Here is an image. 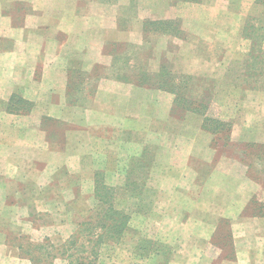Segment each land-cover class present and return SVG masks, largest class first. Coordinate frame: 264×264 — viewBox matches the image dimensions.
Returning <instances> with one entry per match:
<instances>
[{
	"label": "crops",
	"instance_id": "obj_1",
	"mask_svg": "<svg viewBox=\"0 0 264 264\" xmlns=\"http://www.w3.org/2000/svg\"><path fill=\"white\" fill-rule=\"evenodd\" d=\"M87 1L89 3L85 5ZM209 2L206 12L216 14L218 19L221 15L230 13L238 17L237 13L243 9L242 3L233 10L229 8V2L226 5L222 0ZM90 5V0H0V201L2 195L6 198L9 196L14 201L11 207H15L18 206L19 199L25 197L28 207L35 206V202L26 196L31 188L44 193L52 186L56 187L54 175L62 168L81 169V165H84V148L98 139L94 131L98 124H107L108 141L124 142L125 148L130 150L133 142H143V137L135 138L136 134L131 133L134 128L141 135L146 131L145 127L157 126L160 127L158 130L150 131L155 134L150 141L162 143L168 136L176 142L180 138H188V141L198 144L207 141L205 152L200 151L195 162L188 161L187 168L195 171L199 165H207V212L215 210L219 215L209 221L228 220L235 230V261L222 258L218 263L221 258L216 256V260L207 252V257H200L198 260L195 258L197 264H264V256L252 249L244 232L239 233L246 227V223L249 226L257 221L264 222V213L249 212L251 205L264 206V187L259 183L249 186L243 180L242 173L228 171L229 166H237L243 172L245 164L241 160L247 156L246 153L237 152L235 157L224 156L219 161L217 152L212 147L214 136L204 130L202 117L196 112L187 114L184 119L174 114L179 107V91L175 86L161 88L158 81L155 87L154 83L148 84L150 76L146 64L143 68L140 66L136 73L121 67L117 69V65L112 68L108 66L110 73L102 75L100 68L105 64L103 62H130L131 54L126 48L136 45L131 41L133 26L122 28L120 22L101 24L94 21L95 18L89 14L92 13ZM167 19L166 17L165 20ZM223 24L219 20L213 22L211 28L204 24L200 26L203 31L208 29L205 30V36L216 42L219 39L215 35L226 29ZM141 26L140 34L144 36L147 25L144 23ZM240 27L236 28L237 34L240 30L242 33L243 25ZM213 29L217 32L212 33ZM187 30L190 33L191 28ZM199 33L196 30L192 35ZM143 39L145 43L141 46L146 47L147 38ZM235 39L231 43L234 51L241 46L243 37ZM222 42L225 45L226 41ZM225 51L227 52L221 56H212L210 53L207 59L194 55L193 59L197 62L207 61V74L198 72L191 76L193 79L206 77L207 90L204 89L202 95L192 102V107L205 104L203 101L209 95L206 101L208 109L215 107L221 111V120L233 125L235 140L264 142V85L244 86V74L241 71L243 56H233L226 47ZM135 61L142 60L139 57ZM234 68H237L236 72ZM160 75L157 73L156 77L160 78ZM251 75L252 73L249 77H253ZM89 79L90 83L87 81ZM18 99L24 103L16 104ZM205 107L203 105L200 110H208ZM247 107L252 110L250 117L245 116ZM51 118L64 125L74 126L67 130L65 144L60 143V150L55 151L54 155L51 153L49 140L46 139V132L40 128L43 121ZM169 126L185 127L184 132L165 135ZM245 126L259 128H255L257 130H253L251 137H248L249 134L244 132ZM145 141H148L147 137ZM135 147L138 148V145ZM174 147L171 155L177 158L179 152ZM263 157L261 152L257 159L261 161L260 158ZM21 159L25 162L22 163ZM127 159L132 158L129 156ZM162 159L163 156L156 157L151 169L152 175L155 172L160 174ZM37 163L40 164L39 167L35 166ZM91 164L95 172L94 162ZM35 177H38L37 183ZM157 177L159 183L156 185L150 182V185L163 190V177ZM30 180L33 182L30 183ZM127 184L118 189L126 190ZM87 189H91L94 194L93 181L89 182ZM28 215L29 219L24 220H39ZM134 221L147 223L148 219L141 215L133 217L131 222ZM155 221L159 224L162 220ZM71 222L64 219L60 224L53 223L52 227L46 228V236L59 235L65 238L72 226ZM140 232H144L143 228ZM0 239H3L0 244L5 245L2 233ZM15 248L18 249L13 247ZM193 250V254L198 253L197 246ZM12 252L15 255L17 253L11 250V256L15 258ZM9 253L6 251V255ZM251 253L263 257V261L253 263L248 259L245 262V254Z\"/></svg>",
	"mask_w": 264,
	"mask_h": 264
},
{
	"label": "rangeland",
	"instance_id": "obj_2",
	"mask_svg": "<svg viewBox=\"0 0 264 264\" xmlns=\"http://www.w3.org/2000/svg\"><path fill=\"white\" fill-rule=\"evenodd\" d=\"M209 1L211 0H90L92 13L89 14L95 18L94 21L101 24L120 22L122 28L133 26L131 41L136 44L126 48L131 54L130 62H103L105 64L101 65L100 73L108 75L110 73L108 66L112 68L114 65H117V69L121 67L136 73L140 66L143 68L146 64L150 76L147 79L148 84L154 83V87L159 80V76L156 77L157 73L168 75L165 78L169 85L168 88L171 85L175 86L180 94L179 107L174 111V114L182 119L193 112L187 109L190 106L189 103H192L190 101L198 99L202 95V91L207 90L206 77L193 79L191 76L198 72L207 74V61H204L206 63L197 62L193 59L194 55L197 56L198 54L205 59L210 53L212 56H221L227 52L225 51L226 47L233 56L240 54L243 56L241 71L244 74V86L264 85L263 77L249 78L252 71L247 68V65L251 64L249 55L252 53L259 56L260 62L257 63V67L259 66L257 72L261 73L260 70L264 67V31L262 30L264 28V0H222L224 5L229 2V8H233V10L237 9L236 5L242 3L243 9L237 13L238 17L230 13L221 15L220 19L216 14L211 15L212 12H206ZM88 3L89 1L85 2V5ZM166 17L167 20H165ZM219 20L224 23L226 29L218 32L215 36L219 40L226 41L225 45L219 40L216 41L217 43L209 40L205 36V30L208 29L203 31L202 26H200V24H204L205 27L208 25L211 28L213 22ZM160 22L168 23L154 25V23ZM144 23L147 25V33L141 36V24ZM241 25L246 26V31L244 30L243 34V30L242 33L240 30L237 34L236 28L239 27L240 29ZM189 27L191 28L190 33L187 30ZM196 30L200 32L199 35L193 36L192 34ZM211 31L212 33L217 32L216 29ZM239 36L243 37V42L239 49L234 51L231 43L236 40L235 38L239 39ZM143 38H147L146 47L141 46L145 43ZM139 45L141 46L140 49ZM139 57L142 61H135ZM124 64L125 66H123ZM233 70L236 72L237 68ZM90 80H87L88 83ZM206 101L207 99L203 101L205 102L203 105L207 107ZM247 108L245 116L250 117L252 110L251 107ZM198 114L204 123L205 117L217 121L216 124L214 121L205 124H207L208 129L216 132V135H213L212 147L216 150L219 161L224 156L233 158L237 152L246 153L247 156L244 157L243 161L241 160L245 164L244 171L238 170L237 166H229L228 171L242 173L243 180L249 186L259 183L264 187V157L260 158L261 161L257 159L259 153L262 152L264 155V142H238L235 140L233 136L236 134L233 131V125L231 124V129L227 125H219L220 121L225 122V124L230 122L221 120V111L215 107L212 110H201ZM42 125L40 128L46 132V139L49 140V147L52 155H54L55 151L60 150V145L65 144L67 130L74 126L64 125L63 122L52 118L43 121ZM159 128L157 126L145 127L146 131L141 135L137 132V128H134L131 133L136 134L135 138L143 137V142H133L130 150L125 148L124 142L108 141L107 132L109 128L107 124H98L94 130L98 139L84 148V165H81V169L62 168L54 175L56 187L52 186L44 193H38L36 189L31 188L26 196H29L30 201L35 202V206L28 207L26 198L21 197L18 206L11 207L14 203L13 198L9 196L6 198L2 195L0 201V233L4 235L5 245L0 244V264H42L38 261L32 263L29 260L30 256L25 254L26 251H29L31 255L38 253L37 257H41L39 251L30 248L29 244L46 243L45 240L48 238L60 245V240H67L75 232L77 223L88 218L95 209L97 205L95 191L94 194L91 193L92 190L87 189V185L93 181L96 188V181L99 177L102 185L115 189L117 196L115 207L125 213L129 222L128 230L125 232L126 237L124 234L118 244L109 243L101 247L97 264H188L192 262L197 264L198 258L207 257V252L212 254L216 260H218L216 256L221 258L218 263L222 258L227 261H235L237 256L233 224L228 220L209 221V219H215L219 215L214 212L215 210L207 212V165L201 164L196 167L195 171L187 168L188 161L189 163L195 162L198 153L206 150L207 141L198 144V142L188 141V138H180L176 142V140L172 141L169 136L162 143L150 141L151 137H155V134L150 131ZM184 128L169 126L165 135H171L172 132L182 134ZM255 128H259V126ZM255 128L245 126L244 132L249 134L248 137H251L253 130H257ZM146 137L148 141H145ZM193 144H195V148ZM135 145H138V148ZM173 147L179 152L177 158L171 155ZM188 154L192 156H187ZM129 156L132 161L127 159ZM158 156L159 158L163 156L160 174L155 172V175H152L151 169ZM21 161L22 163L25 162L24 159ZM92 162L95 164V172H93ZM39 165L37 163L35 166L39 167ZM157 175L160 178L163 177V190L155 189L150 185V182H154L156 185L159 183ZM37 178L35 177V182L38 181ZM30 181V183L33 182ZM124 184H127L126 188L128 189H118ZM253 202H255L254 199ZM262 210H264V206H249L250 213L259 214L261 212L260 214H262L264 213ZM28 214L30 217L39 220H24L29 217ZM134 215L137 217L144 215L148 222H131V219L135 217ZM64 219L72 221V226L68 229V235L65 238L59 235L46 236V228L52 227L53 223L60 224ZM157 219L162 221L157 224L155 221ZM247 225L248 223L239 233L244 232L252 249L259 251L258 254L264 256V222L257 221ZM142 228L143 233L140 232ZM149 242L150 245H148ZM153 244L162 251V257L138 258L137 250L139 247L146 246L147 248L149 246L150 248ZM12 246L17 248L23 246L24 252L18 250L19 248L13 249ZM195 246H197V254H193ZM11 250L16 251V255L12 252L15 258H12ZM6 251L10 252L9 256L6 255ZM258 254H245L244 261L250 260L253 263L263 261V257ZM218 263L215 262V264ZM46 264L70 263L66 258L57 256L52 260L50 259Z\"/></svg>",
	"mask_w": 264,
	"mask_h": 264
},
{
	"label": "trees",
	"instance_id": "obj_3",
	"mask_svg": "<svg viewBox=\"0 0 264 264\" xmlns=\"http://www.w3.org/2000/svg\"><path fill=\"white\" fill-rule=\"evenodd\" d=\"M167 23L168 22H160L154 23V25H165ZM245 27L243 26V34L244 30L246 31ZM262 30L264 31V28H262ZM249 56L251 64L249 66L247 65V68L251 69L252 72L253 70H256L253 72V77L264 78V67H262L260 70L261 73L257 72V68H259V66L257 67V63L260 62L258 60L259 56H256L254 53ZM167 77L168 75H162L159 78L158 84L161 88H168L169 85L165 79ZM177 96L179 99L180 94L178 93ZM208 98L209 95L207 99ZM15 103L21 104L24 102L18 99L15 101ZM189 104H191L189 107L190 109H188L189 111L196 113L201 112L200 108H202L203 104H200L199 107H192V103ZM205 108L208 109L209 105H207ZM209 119L210 118H206L205 123H213L212 121L214 120ZM214 122V124L217 123V121ZM205 123V130L211 132L212 135H216V132H214L212 129H208L207 124ZM219 125H227L229 126V129H231L232 126L230 123L225 124V122L221 121L219 122ZM116 197L115 189L102 185L101 178H97L95 188V198L97 200V205L93 212H91V215L84 219V221L77 223L75 232L67 240H60V245L55 244L48 238L45 240L46 243L36 245L29 244L30 248L38 250L41 254V257H37L38 253L31 255L29 251H26L25 254L30 256L29 260H31L32 263H36L38 261L42 264H46V262H48L50 259L52 260L57 256H62L66 258L70 264H97L101 247L109 243L118 244L122 240L125 232L128 230L129 218L123 211H120L115 207ZM148 245H150V242ZM18 248L24 252L23 246ZM148 248L149 246L147 248L146 246L139 247V249L137 248L138 258L148 259L149 257L160 258L163 256L162 251H160L158 247L156 248L155 244H153V246H151L149 249Z\"/></svg>",
	"mask_w": 264,
	"mask_h": 264
}]
</instances>
